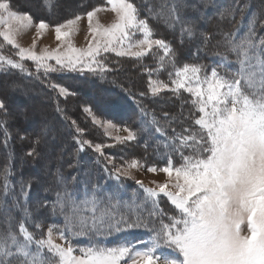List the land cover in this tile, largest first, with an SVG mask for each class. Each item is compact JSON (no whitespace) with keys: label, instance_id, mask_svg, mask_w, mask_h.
<instances>
[{"label":"snow or ice","instance_id":"6c2138e0","mask_svg":"<svg viewBox=\"0 0 264 264\" xmlns=\"http://www.w3.org/2000/svg\"><path fill=\"white\" fill-rule=\"evenodd\" d=\"M58 6V0H41V7L49 12ZM183 7V0H172L160 10L154 9L151 0H103L101 5L63 23L50 24L36 22L30 12L14 10L11 0H0V74L18 70L64 98L75 93L55 82L53 74L72 72L91 78L96 85L93 101L82 109L90 122L102 127L118 144L138 142L149 133L161 137L153 153L164 160L163 166H158L148 165L147 157L143 162L135 157L121 158L118 165L104 152L115 145L84 138L86 129L57 103V112L75 131L72 138L77 151L91 150L105 158L104 170L117 182L116 187L109 190L99 183L89 187L90 181H82L77 191L69 187L78 182L77 177L69 180L57 170L54 199L39 200L30 207L31 181L21 178L20 196L13 197L21 219L15 228L10 215L0 223V264H264V36L257 37L255 20L240 42L234 34L224 33L225 45L236 55L234 69L228 67L233 62L227 55L220 53H216L219 61L210 71L203 63L184 62L178 66V49L156 38L149 21L164 18L173 31L179 24L180 45L186 39H198V54L210 43L211 34L198 31L195 21L183 19ZM164 8L168 9L167 18L162 15ZM104 11L114 13L110 24L100 21L98 14ZM85 18L87 46L78 48L72 36ZM32 27L35 37L31 46L23 47L18 37ZM49 30L54 32L56 47L45 46L37 52V39ZM9 46L14 51L9 52ZM106 53L135 59L148 76L147 92H140L137 98L128 89L115 92L103 88L108 74L115 70L108 66ZM146 58L153 59L156 67L144 64ZM26 61L35 71L27 67ZM221 68L226 69L224 74L218 70ZM165 71L167 80L160 78ZM6 87L13 92L23 91V85L16 81ZM164 92L176 99H183L182 93H186L188 98L183 99L179 119L165 112L166 124H161L144 106L143 98H156ZM128 99L138 107L139 129L126 125L118 128L111 120L101 118L106 109L119 110ZM185 104L190 105L187 114L183 113ZM0 112L10 115L3 98ZM21 118H27L25 112ZM6 125V120H0L5 144L10 139ZM175 125L180 126L179 131ZM111 129L127 135L113 138ZM47 134L48 129H43L42 136ZM40 143L38 136L27 156L39 157ZM149 147L145 139V152ZM142 168L153 174L163 173L167 179L147 187L133 175V170ZM10 175L9 164L4 170L6 196L11 188ZM126 179H133L139 191L123 198ZM164 201L170 209L162 206ZM45 209L51 221L42 215ZM5 211L10 212L0 205V212ZM57 216L63 218L62 224L55 222ZM140 229L150 233L147 241L128 238L127 234ZM112 238H117L114 243H110Z\"/></svg>","mask_w":264,"mask_h":264},{"label":"trees","instance_id":"16d2710c","mask_svg":"<svg viewBox=\"0 0 264 264\" xmlns=\"http://www.w3.org/2000/svg\"><path fill=\"white\" fill-rule=\"evenodd\" d=\"M136 2L140 3V0H136ZM171 2L172 0H157V2L151 0L156 10H160L161 5H170ZM11 3L15 10L30 12L36 21L44 20L50 24H57L72 18L76 14L91 10L92 7L101 5L103 0H77L74 3L76 6L70 8L67 12L62 10L68 7L64 0H58L59 6L54 7L51 12L41 7V0L31 7L23 6L21 4L22 1L18 0H11ZM183 4L184 7L180 12L182 18L195 21L200 31L202 30L211 34L210 43L198 54L196 51L197 45L200 43L198 39L193 41L186 39L183 46L180 45L179 24L176 25L175 31H173L168 28L164 18L149 21L156 35H164V39L171 42L173 47L178 49V66H182L184 62L203 63L212 66L219 61L216 53H220L221 55H227L228 60L233 62L228 67L234 69L236 67L234 63L236 55L231 53L225 45L224 33L234 34L236 42H240L248 34L250 22L255 20L257 37L264 36V27H260V24L264 22V0H183ZM212 8H214L213 11L211 10ZM198 11L203 14L198 15ZM209 11L212 12L210 13ZM55 12H58V14ZM141 14L145 15L143 11ZM162 15L165 18L169 16L167 8L162 10ZM218 41L220 42L219 45L217 44ZM110 57L107 58L106 62L109 67L115 70L108 74L107 82L102 84L103 88L115 92H120L122 88L128 89L137 98H139L140 92H147L148 76L143 72L135 59ZM113 61H119V63L116 64ZM25 63L26 65L30 64V66H33L29 62ZM143 63L150 67H156L155 61L151 58H146ZM29 69L35 71L30 67ZM218 70L222 74L226 71L224 68ZM126 74L129 75V78H125ZM160 78L167 80L166 71L160 74ZM52 79L66 86L75 94L67 98L58 97L55 92L48 89L40 80L26 77L20 74L18 70H13L8 75L0 74V98L5 100L10 113L9 116H5L0 112V120L7 121L6 127L10 133V139L5 144L4 131L3 128H0V205L5 210H10V212H0V223H3L6 216L10 215L13 218L14 228L21 219V213L13 206V197L19 198L20 196L19 181L21 178L25 181H31L28 198L30 207L34 206L39 200L46 199L51 201L54 199L55 192L58 190L55 183L57 170L69 180L72 176L77 177L78 182L75 185H69V187H75L77 191L81 190L82 183L80 182L82 181H90L89 187L93 183L106 186L109 190H113L116 187L117 182L114 179H110L104 170L107 164L105 159L98 157V154L91 150L82 153L78 152L77 145L72 138L75 135V131L68 126V123L64 121L61 114L57 112V103H59L60 107L67 112L69 117L75 119L82 128L86 129L84 138L92 141H95L94 138H96L97 141L95 142L114 144V142L105 138L97 127L89 122V118L82 111V105L86 106L92 103L96 85L91 82V78L86 79L72 72L53 74ZM11 81H16L23 85V91H10L6 87V84ZM100 83L97 81V84ZM182 98L187 99L188 97L182 93ZM16 99L20 102L25 101V99L31 102L35 99H39L40 101L35 109H25L23 112L26 113L27 118L22 119L20 115H15V112L10 107V102ZM183 99H176L171 93L164 92L156 98L150 95L145 96L143 104L155 113L161 124H166V121L160 117L162 110L165 109V112L169 113L170 116H181ZM186 106L187 104L183 108L184 114L188 113ZM101 118L111 120L122 126L126 125L133 129H139L140 127L139 110L132 99L126 100L125 105L119 110L106 109ZM175 126L179 131L180 126ZM45 128L48 129V134L46 137H43L42 130ZM21 136H24L25 139H21ZM38 136L41 137V143L37 148L40 156L37 158L27 156V152L33 147L34 141ZM145 139L149 140L150 145L147 152H145L144 148ZM161 139V137L149 133L142 135L138 142L134 141L122 146L114 144L115 146L113 147H121L123 151L121 155H117V151L115 153L113 149L107 148L106 151L108 155L118 160H121V158L127 160L135 157L143 162L144 158L147 157L148 165L156 163L158 166H163L164 160L159 155L153 153V147ZM9 164L11 165V175L9 177L11 188L6 196L3 191L4 170ZM70 165L73 166L70 167ZM123 183L124 189L121 192L123 198H128L132 192L139 191L138 186L134 182L126 179ZM46 188L49 189L47 192L45 191ZM140 195L143 196V193L141 192ZM42 215L46 221H51L52 218L47 209L43 211ZM55 222L62 224L63 218L57 216ZM30 230L33 229L30 228ZM143 233L149 232L140 229L127 235H134L136 237L135 235H142ZM116 239L112 238L110 243H114Z\"/></svg>","mask_w":264,"mask_h":264},{"label":"rangeland","instance_id":"374dc122","mask_svg":"<svg viewBox=\"0 0 264 264\" xmlns=\"http://www.w3.org/2000/svg\"><path fill=\"white\" fill-rule=\"evenodd\" d=\"M18 1H22V5L25 6V7H31L33 5H35L38 1L40 0H18ZM68 7H66L67 9H62L64 10V12L70 10V8L72 7H75L76 5L74 4L77 0H64ZM157 2V0H155ZM162 1V0H160ZM15 10V9H14ZM212 11L214 10V8L211 9ZM212 11H209L210 13ZM24 12V11H23ZM22 12V13H23ZM56 14H58V12H55ZM197 13V12H196ZM203 13L199 12L198 11V15H201ZM99 18H100V21L104 24H110L114 19H115V16H114V13L110 12V11H104V12H101L98 14ZM141 16L143 17L144 15L141 14ZM35 20V19H34ZM36 21V20H35ZM36 22H39L38 20ZM64 22V21H63ZM62 22V23H63ZM159 23V22H157ZM198 31H200L199 28H197ZM218 35V33H216ZM87 36V20L86 18L81 20L79 22V26H78V31L75 32L72 36V41L74 43V45L78 48H84L87 46V40L85 39V37ZM35 37V27H32V28H29V29H26L19 37H18V41L19 43L23 46V47H29L31 46V43H32V40L33 38ZM156 38H163L164 39V35H156ZM88 39H91L90 36H88ZM57 45V41H55L54 39V32L49 30L47 31L44 35H43V38L42 39H37V48H36V51L39 52L43 47L45 46H48L50 49L51 48H55ZM187 49V48H185ZM188 50V49H187ZM14 50H11L10 49V46H9V52H12ZM105 56L110 57V56H114L115 57V54L114 53H106L104 54ZM187 55V54H186ZM182 56V55H181ZM110 57V58H112ZM125 58H130V57H125ZM26 62H29V61H26ZM31 63V62H29ZM49 63H53L54 64V61H49ZM32 64V63H31ZM27 66H29L31 69H34L33 66H30V64H27ZM209 66L208 70L210 71V65H207ZM28 67V68H29ZM35 70V69H34ZM125 78H129V75L126 74L125 75ZM186 96L187 94L184 93ZM40 100L39 99H35L33 100L32 102L25 99V101H22L20 102L19 100H13L10 102V107L11 109L15 112V115H20L21 116V113L26 109V110H31V109H35V107L37 106L38 102ZM24 102V104H22ZM84 105H82V109H83ZM189 107L190 105H187L186 106V109L187 111H189ZM161 109V108H160ZM163 113H165V109L162 110L161 114H160V117L161 119L163 120ZM86 115V114H85ZM87 117V115H86ZM178 119L180 118V116H176ZM90 120V119H89ZM105 120V119H104ZM90 122V121H89ZM91 123V122H90ZM114 123V122H113ZM185 123L187 124L188 121H185ZM92 124V123H91ZM117 125V127H121L122 125H119L117 123H114ZM95 126V125H94ZM97 127L102 135L107 138L108 140L114 142V144H118L115 142L114 139H109L108 136L105 134L104 132V129L102 127H98V126H95ZM111 132V136L114 138L115 136L119 135V136H125L127 135V133H125L124 131L120 130V131H117L115 129H111L109 130ZM95 141H97L96 138H94ZM93 141L94 143H100V142H95ZM118 145H123V144H118ZM109 149H113V151L116 153L117 151V155H121L123 153V151L121 150V147L120 146H117L116 147H107ZM104 149V152H105V156L106 157H112L111 155H108L106 149ZM125 156V155H124ZM105 159V158H104ZM116 160V163L119 165L122 160H118V159H115ZM106 161V159H105ZM42 162V160H41ZM107 162V161H106ZM133 175L135 177L136 180H141L143 181L144 185L147 186V187H154L155 186V183L154 182H165L167 177L165 176V174L163 173H149L146 171V168H142V169H139V170H133ZM129 181H132L135 183V181L133 179H128ZM163 207H165L166 209H170V205L167 204L166 201L163 202L162 204ZM46 231V230H45ZM150 233H146V234H137L135 235L136 237H134V235H130L128 236L129 239H132V240H143V241H146L150 238ZM147 237V239H146ZM57 243H60L59 240L56 241ZM142 246V245H141Z\"/></svg>","mask_w":264,"mask_h":264}]
</instances>
